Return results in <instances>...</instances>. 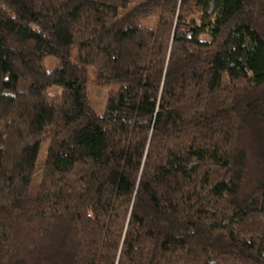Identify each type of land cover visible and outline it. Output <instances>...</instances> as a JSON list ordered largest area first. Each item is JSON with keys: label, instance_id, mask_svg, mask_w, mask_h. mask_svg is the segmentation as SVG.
Segmentation results:
<instances>
[{"label": "trees", "instance_id": "obj_1", "mask_svg": "<svg viewBox=\"0 0 264 264\" xmlns=\"http://www.w3.org/2000/svg\"><path fill=\"white\" fill-rule=\"evenodd\" d=\"M0 264H264V0H0Z\"/></svg>", "mask_w": 264, "mask_h": 264}, {"label": "rangeland", "instance_id": "obj_2", "mask_svg": "<svg viewBox=\"0 0 264 264\" xmlns=\"http://www.w3.org/2000/svg\"><path fill=\"white\" fill-rule=\"evenodd\" d=\"M107 87H97L95 85H88L87 91L90 94V98L92 100V104L97 112H102L103 110V102L104 96L106 95Z\"/></svg>", "mask_w": 264, "mask_h": 264}]
</instances>
